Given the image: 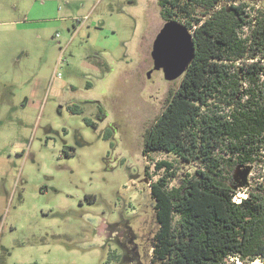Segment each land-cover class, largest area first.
Returning <instances> with one entry per match:
<instances>
[{"label": "rangeland", "instance_id": "1", "mask_svg": "<svg viewBox=\"0 0 264 264\" xmlns=\"http://www.w3.org/2000/svg\"><path fill=\"white\" fill-rule=\"evenodd\" d=\"M164 22L159 0H0V264H154L155 163L194 170L143 155L182 77L149 75Z\"/></svg>", "mask_w": 264, "mask_h": 264}, {"label": "trees", "instance_id": "2", "mask_svg": "<svg viewBox=\"0 0 264 264\" xmlns=\"http://www.w3.org/2000/svg\"><path fill=\"white\" fill-rule=\"evenodd\" d=\"M231 1L159 0L165 22L193 29L195 55L146 129L143 155L165 151L194 170L170 186L175 164L155 163L154 264H264V177H242L264 168V7Z\"/></svg>", "mask_w": 264, "mask_h": 264}, {"label": "water", "instance_id": "3", "mask_svg": "<svg viewBox=\"0 0 264 264\" xmlns=\"http://www.w3.org/2000/svg\"><path fill=\"white\" fill-rule=\"evenodd\" d=\"M194 55L193 33L178 20L166 21L153 44V69L149 75L162 69L167 80H175L184 74Z\"/></svg>", "mask_w": 264, "mask_h": 264}, {"label": "bare ground", "instance_id": "4", "mask_svg": "<svg viewBox=\"0 0 264 264\" xmlns=\"http://www.w3.org/2000/svg\"><path fill=\"white\" fill-rule=\"evenodd\" d=\"M256 262H258V261H256ZM239 263H241V264H247V263H243V262H239Z\"/></svg>", "mask_w": 264, "mask_h": 264}, {"label": "built area", "instance_id": "5", "mask_svg": "<svg viewBox=\"0 0 264 264\" xmlns=\"http://www.w3.org/2000/svg\"><path fill=\"white\" fill-rule=\"evenodd\" d=\"M59 75H60V73H59Z\"/></svg>", "mask_w": 264, "mask_h": 264}]
</instances>
